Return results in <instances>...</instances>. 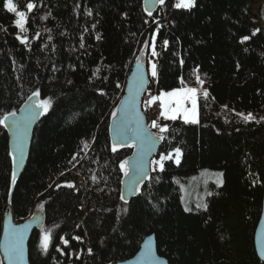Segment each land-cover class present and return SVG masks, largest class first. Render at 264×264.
<instances>
[{
  "label": "trees",
  "instance_id": "trees-1",
  "mask_svg": "<svg viewBox=\"0 0 264 264\" xmlns=\"http://www.w3.org/2000/svg\"><path fill=\"white\" fill-rule=\"evenodd\" d=\"M27 2L14 0L26 12ZM34 2L25 45L17 39L15 14L0 0V118L18 112L36 89L38 99L53 102L14 184L9 133L0 125V238L7 210L22 222L43 204L46 222L31 238V264H116L132 258L151 234L170 264H264L254 242L264 199V2L196 0L191 9H178L176 0H165L151 17L144 0ZM157 28L158 75L150 76L148 92L190 84L198 68L209 98L199 96L198 124L166 120L163 133L149 125L165 137L156 158L172 152L173 159L163 171L152 168L125 203L120 164L134 147L112 151V113L135 61L142 56L148 65ZM245 36L251 39L241 43ZM237 113L260 122L245 123ZM201 169L221 170L224 183L208 196L207 210L186 211L177 178ZM45 231L52 234L47 253L39 246Z\"/></svg>",
  "mask_w": 264,
  "mask_h": 264
},
{
  "label": "snow or ice",
  "instance_id": "snow-or-ice-1",
  "mask_svg": "<svg viewBox=\"0 0 264 264\" xmlns=\"http://www.w3.org/2000/svg\"><path fill=\"white\" fill-rule=\"evenodd\" d=\"M147 2L148 0H145V12H147L148 16L151 17L153 15L152 11H150L147 7ZM153 3H158L159 5L163 6L165 4V0H153ZM196 4V0H179L178 3L175 4V7L178 9H191L193 6H195ZM42 6V5H41ZM4 7L6 8V10L10 13H14L18 18L15 20L14 24L16 27H18L21 31L26 32L27 29L25 27L26 23H27V12H31L33 11L36 7L37 4L34 2V0H28L27 4H26V11H18L17 8V4L14 3V0H5L4 3ZM89 16L92 15V11L89 10L87 13ZM49 15H51L49 13ZM43 19L47 20L48 16H44ZM158 23V22H157ZM93 28H95V25L92 26ZM5 31H7L6 29H4ZM47 31H51L50 29H48ZM159 32V28L156 29V34H158ZM260 32V29L257 28L255 29V31L253 32L252 35H255L256 33ZM39 32L36 33L37 38H39ZM49 40L52 39L51 36L48 37ZM17 39L20 40V42L22 44L28 45L29 41L28 38L26 36H17ZM83 39V38H81ZM96 39L100 40L101 36L100 34L96 35ZM155 39V37H154ZM251 37L250 36H245L243 37V39L241 40V43L250 40ZM163 45L165 46V48L169 45V41L164 40L163 41ZM145 48H147L149 45L145 44L144 45ZM80 47L83 48L84 44L81 43ZM30 47H29V51H30ZM53 50H54V46H53ZM151 54L153 56H158L159 53L156 51V47H155V43L153 42L152 46H151ZM181 64H183V60L180 61ZM142 67L141 64L137 65L138 71L139 69ZM237 67H239V65H237ZM57 69L53 68V71H56ZM97 71H99V69H97ZM197 72L196 75V80L197 82L203 86L204 84V80H202L199 76V69L197 68L195 70ZM158 75V70H157V64L155 62H153L151 64V76L152 77H157ZM19 79V77H18ZM143 81H144V76L143 73L140 72L139 73V80H138V87H137V94L140 90V88L143 87ZM181 82L183 83V78H181ZM70 83V81H69ZM117 87H119V85H117ZM131 92V89H130ZM101 95H104V93L101 91L100 92ZM41 96V92L39 89H36L34 91H32L31 95L28 96V100L31 101L33 99V97H40ZM199 89L196 87H181V88H177L171 92H163L161 95L159 96H153L151 98L150 101H147V104L151 105L154 104L156 101H161V108H162V112H161V116H163L164 119L166 120H171V121H176L179 118H183L184 123L186 124H198L199 121V109H198V104H199ZM203 98L205 100H207L209 98V92L207 91V89H204L203 91ZM214 99V97L212 98ZM122 104L125 105V107L123 109L117 108L116 111H114L112 113V118L113 121L117 120V113L123 111L125 114V117L127 116L128 112L130 110L135 109L136 106V101H135V95H132L129 97L128 101L126 102H122ZM53 107V102L51 100V98L49 99H42L39 100L38 102L35 103H31V104H26L25 107L23 109H21V111L24 113L23 116L17 118V114L16 112H10L7 115L3 116V118H0V125H3L5 128H9L11 127L16 135H17V150L20 152V158L21 161L23 159V147H24V142L26 140V132L28 127L30 126V124L32 123L33 120L36 119V117L38 115H44L47 114ZM224 108L227 109L228 106L224 105ZM238 116H240L242 118V120L247 123L250 121H256L257 123L260 122V120H264V117H261L260 120H258L256 118L255 115H253L252 113H248V114H244V113H237ZM9 116H11L12 119V123L11 125L8 123L9 120ZM125 117H121V125L118 126L116 128V135L120 136L123 139H127V125L124 123V118ZM151 127L153 128H157L159 129L160 132H167L169 131L168 126L167 125H160L156 120L152 121ZM135 133H136V137L135 139H137L139 141V148L142 154L144 153H150L151 150L154 148L155 143H154V134L150 133L147 128L144 127H140L139 125H137L135 128L132 129ZM159 139L163 140L165 139L164 136H160ZM87 146V145H85ZM123 144L121 145H117L116 143L112 144V151L115 152L118 150V147H122ZM136 144H133V147H136ZM175 153V163L177 165H179L180 163V158L182 156V151L180 148H176L174 150ZM77 155H79V153H77ZM13 162L15 163L16 157L15 155H13ZM75 159V157H74ZM173 159V155L172 154H168V155H162L160 157L159 161H153V164H156L159 166L160 171L164 170V161L167 160H171ZM143 156H141V160L137 163L136 166V176L140 177L141 179L143 177L146 176V173L144 172V166H143ZM129 160H124L121 164H120V169L123 171L124 176L128 177L129 176V172L131 171V169L129 168ZM63 175V173H62ZM221 177L223 176V173L219 174ZM16 180V175L13 172L12 174V183L14 184ZM92 180L93 182H98V179L95 175L92 176ZM139 180L136 179L135 177L132 179L129 191L132 194H135L136 190L139 187ZM218 184H223V180H219ZM51 187V185H49ZM61 185H57V187H60ZM69 188H75V184L73 183H68L66 185ZM209 196L212 195L211 192L208 193ZM120 200L124 201L125 203H127V198L124 194L120 195ZM204 208L205 210H207L208 208V204L207 203H203V204H198L197 208ZM44 205L41 204L40 205V209L43 210ZM124 212H127L128 209L125 208L123 209ZM186 211H191V209H186ZM79 227V225L77 226ZM73 239L80 241L81 237L76 236ZM52 243V234L48 231H45L43 233V236L41 237L40 240V248L44 253H47L49 250V247L51 246ZM70 241L69 239H63V244L65 246L69 245ZM4 253L5 256L4 258H0V264H4V259L7 260L8 264H19L20 261H22L24 259V232L19 230V229H13L11 231H6L5 232V236H4ZM144 257L146 259H148L151 264H157V257L155 256L154 252H153V248H152V240L151 238L145 243L144 245ZM60 250V249H58ZM62 251V250H60ZM88 253L92 254V249L89 248L88 249ZM63 254V251H62ZM79 258V257H77Z\"/></svg>",
  "mask_w": 264,
  "mask_h": 264
},
{
  "label": "water",
  "instance_id": "water-1",
  "mask_svg": "<svg viewBox=\"0 0 264 264\" xmlns=\"http://www.w3.org/2000/svg\"><path fill=\"white\" fill-rule=\"evenodd\" d=\"M145 6L146 4L144 0V8ZM147 7L150 11H152V13H155L159 10L160 5L158 3L154 4L153 0H148ZM138 64L142 65L139 71L137 68ZM140 72L143 73L144 81H143V87L140 88L137 94V87H138L137 82L139 80ZM149 86H150L149 68H148V65L144 62L143 57L140 56L133 64V67L127 79L124 95L121 97L119 103L116 106V109L117 108L123 109L125 105L122 104V102L128 101L130 96L135 95V101H136L135 109L130 110L126 117L123 111L118 112L117 120L113 121V118H112L111 125H110V134H111V139L113 143H116L117 145L123 144V146H131V147H133V144L137 145L136 147H134L133 155L129 158L128 166L131 169V171L129 172V176L124 177L122 181V194L126 196L127 201H130L132 198L136 197V195L138 194L139 188L149 178L151 170H152V161L158 156L159 150L161 147V139H159V135L150 128L149 120L142 107V101H143L144 95L149 89ZM130 89H131V92H130ZM37 100H38V97H33V99L29 101L27 104L35 103L37 102ZM25 105L21 109H23ZM21 109L18 112H16L17 118L24 115ZM41 117L42 115H38L36 119L32 121V123L27 129L26 140L24 142V147H23L22 161L20 158V152L17 150V135L11 127L6 128L9 133L10 149H11L12 157L13 155H15L16 157L15 163L13 162V169H14L13 171L16 175V180L21 177L29 161L34 131ZM121 117H125L124 123L127 125V139L126 140L116 135V128L121 125V119H120ZM12 119L13 118L9 116L8 123L10 125L12 123ZM137 125H139L140 127L147 128V130L150 133L154 134L155 146L151 150L150 153L142 154L140 151L139 141L135 139L136 133L132 130ZM141 156H143L142 162L144 166V172L146 173V176L143 177L142 179L136 176V166H137V163L141 160ZM134 177L138 179L140 182H139V187L136 190L135 194H132L129 191V188H130L132 179ZM45 222H46V215H45V212L42 210L35 211L32 215H30L27 219H25L22 222H17L14 218L12 211L7 210L4 214L3 228H2L1 238H0V251H1L2 258H4L5 256L4 247H3L5 232L11 231L13 229H19L24 232V259L20 261L19 264H31L30 249H29L30 241H31L33 234L36 231H40L44 228ZM150 238L152 240L153 252L155 256L157 257V264H170L167 258L159 254L155 234H151L144 239V241L141 244L140 249L132 258L125 260V261H119L116 264H151V262L144 257V252H145L144 245ZM254 242H255L257 254L259 258L261 259V261L264 263V199H263L262 214H261V218L256 228ZM4 264H8L6 259H4Z\"/></svg>",
  "mask_w": 264,
  "mask_h": 264
},
{
  "label": "rangeland",
  "instance_id": "rangeland-1",
  "mask_svg": "<svg viewBox=\"0 0 264 264\" xmlns=\"http://www.w3.org/2000/svg\"><path fill=\"white\" fill-rule=\"evenodd\" d=\"M178 2H179V0H176V3H178ZM262 2H264V0H262ZM18 11H21V10L18 9ZM17 18L18 17L16 16V19ZM25 27H26V25H25ZM18 35L21 36V37L26 36L28 38V41L30 40L29 37L27 36V31L23 32V31H21L19 29ZM154 37L156 39V33H155ZM154 37H153L152 43L150 45V51H151V46H152L153 42L155 43ZM155 58H156V56H153L151 54V56L149 57V60H148V68H149L150 76H151V64L153 62L156 63ZM196 75L194 76V80H193L192 83L182 85L181 87H196V88L199 89V96H200V95H203V91H204V89H207V87H206L205 83L203 84V86H201L197 82ZM152 78H156V77H152ZM200 78L202 80H204L202 78V76H200ZM181 87H178V88H181ZM175 89H177V88H175ZM175 89L162 90V91L159 92L158 96L161 95L163 92H171V91H173ZM207 91H208V89H207ZM39 100L40 99H38L37 102ZM163 119H164L163 116H161L160 119H159V122H158L162 126L166 125V119H164V120ZM151 124H152V120L149 121V125L150 126H151ZM158 132L161 133L159 131V129H158ZM171 153L162 154V155H168V154H171ZM160 157L154 159L153 161H159ZM152 168H159V166L152 163ZM220 173H223V172L221 170H214V169H201L198 172L193 173V174L187 176L184 179L177 178L178 183L180 185L181 197H182V202H183L184 208L185 209H191V210L192 209H203L202 207L201 208H197V205L198 204L207 203V198L209 196L208 193L209 192L212 193L216 188H218V187L223 185V184L222 185L218 184L219 180L222 179L223 183H224V176L221 177L219 175Z\"/></svg>",
  "mask_w": 264,
  "mask_h": 264
},
{
  "label": "built area",
  "instance_id": "built-area-1",
  "mask_svg": "<svg viewBox=\"0 0 264 264\" xmlns=\"http://www.w3.org/2000/svg\"><path fill=\"white\" fill-rule=\"evenodd\" d=\"M153 96H158V95L147 91L142 101V107L144 111L146 110V112L148 113L150 120L152 121L156 120L157 122H159L162 112L161 101L158 100L151 105L147 104V101H150Z\"/></svg>",
  "mask_w": 264,
  "mask_h": 264
}]
</instances>
